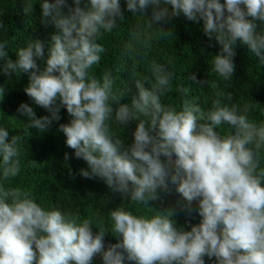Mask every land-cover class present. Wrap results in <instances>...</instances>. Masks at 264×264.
Instances as JSON below:
<instances>
[{
    "label": "clouds",
    "instance_id": "9594fccd",
    "mask_svg": "<svg viewBox=\"0 0 264 264\" xmlns=\"http://www.w3.org/2000/svg\"><path fill=\"white\" fill-rule=\"evenodd\" d=\"M40 6L42 24L53 28L47 57L40 39L30 38L15 61L8 59L7 42H0L3 72L27 74L24 92L50 113L37 118L33 107L21 103L17 110L29 118L28 127L46 131L65 108L71 119L59 130L75 157L87 163L88 170L80 169L83 177H99L114 193L145 205L159 199L158 189L169 192L170 180L188 205L198 203L201 220L183 231L175 226L172 208L146 217L117 207L110 219L120 240L105 248L103 226L93 232L90 219L45 209L30 193L5 187L20 173L21 137L9 138L0 127V264H92L97 255L103 264H205V255L215 257V264H264V124L248 119L247 105L241 111L223 103V93H217L207 113L187 99L179 111L163 105L160 97L171 91L173 74L156 62L149 65L150 89L134 78L137 94L130 104L120 103L123 94L113 92L110 71L102 79L89 75L105 51L97 41L124 17L120 0H73L71 5L42 0ZM126 6L144 16L151 7L149 26L167 25L181 15L202 21L204 34L221 46L212 70L225 81L235 71L237 41L264 65V31L257 23L264 24V0H126ZM32 10L33 4L26 3L23 12ZM189 78L206 82L195 74ZM4 92L0 87V98ZM113 118L125 126L137 122L130 145L111 132ZM224 123L232 134L214 130Z\"/></svg>",
    "mask_w": 264,
    "mask_h": 264
},
{
    "label": "trees",
    "instance_id": "16d2710c",
    "mask_svg": "<svg viewBox=\"0 0 264 264\" xmlns=\"http://www.w3.org/2000/svg\"><path fill=\"white\" fill-rule=\"evenodd\" d=\"M33 4L29 14L23 12L26 3ZM51 2V0H50ZM71 5L73 0H67ZM221 3L224 0H220ZM42 0H0V42H7L8 59L15 61L16 52L26 46L30 38L45 42L50 41L53 28L45 27L42 20ZM124 17L117 20V27L111 32H103L97 41L105 51L101 53L98 64L89 69V75L102 79L106 71H110L114 80L113 92L122 96L120 103L130 104L131 97L137 94L133 79L144 81L145 87L154 83L149 65L152 62L163 65L172 73L171 91L160 97L165 106L181 110L185 99L199 104L207 113L217 93H223V103L236 104L241 111L248 106L247 116L256 124H264V65L252 54L248 47L237 41L235 46V71L233 77L225 81L212 68V61L220 51V45L209 38L202 30L203 22L187 20L183 15L173 17L169 24L163 21L149 26L152 8L149 7L145 16L133 14L127 9L126 0H120ZM67 12V9H63ZM258 31H264V24L257 22ZM43 66V61H38ZM4 61H0V87L5 89L0 98V127L9 131V138L21 137L20 173L4 182L5 187H18L31 194L32 198L45 209H58L70 213L80 220L90 219L93 232L103 226L108 233L104 237L105 248L109 244L118 243L120 238L112 231L113 222L110 213L117 207L131 211L137 216L151 217L163 213L167 209L175 210V226L178 230L190 231L192 225L200 222L198 203L191 205L176 192V185L169 180V192L158 189L159 199L138 204L130 198L114 193L99 177L85 178L80 169L88 170L83 159H77L74 150L67 147L66 137L59 130V125L68 123L71 117L65 108H61L59 121L41 132L35 127H28L29 118L17 109L21 103L33 107L37 118L50 116V113L38 106L27 96L24 88L28 84V75L15 73L11 76L3 72ZM195 74L196 83L189 77ZM131 89L128 92V89ZM232 99L228 100L227 95ZM117 107V105H113ZM201 123L205 121H200ZM110 130L117 138L123 139L126 145L133 142L136 121L127 126L118 124L113 118ZM220 135L232 134L234 130L224 123L216 129ZM65 153L69 159L65 160ZM162 160L165 158L162 156ZM35 161V162H34ZM260 168L264 169V147L260 149ZM179 202V203H178ZM184 205V207H181ZM205 264H215L205 255ZM35 264V262H34ZM92 264H103L102 257L97 255ZM124 264H135L125 260Z\"/></svg>",
    "mask_w": 264,
    "mask_h": 264
}]
</instances>
